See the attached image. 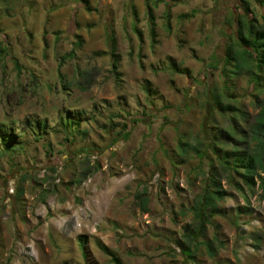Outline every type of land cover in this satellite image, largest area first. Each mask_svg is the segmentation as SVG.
Returning a JSON list of instances; mask_svg holds the SVG:
<instances>
[{"label": "rangeland", "instance_id": "1", "mask_svg": "<svg viewBox=\"0 0 264 264\" xmlns=\"http://www.w3.org/2000/svg\"><path fill=\"white\" fill-rule=\"evenodd\" d=\"M87 1L89 10L76 0H0V123L24 138L23 151L0 152V264H114L98 241L123 264H184L173 240L192 222L183 212L207 165L194 156L181 160L177 137L202 139L208 90L221 92L225 82L222 65L208 63L222 57L240 0ZM260 82V91L248 73L226 82L232 99L223 101L245 113L238 132L248 133L264 100V76ZM66 116L86 133L65 139ZM26 120L45 122L40 140ZM210 125L226 129L228 118L215 111ZM222 184L231 196L219 203L218 228L208 226L206 238L217 234L223 245L215 257L200 246L187 264H264L257 183L243 194ZM143 187L148 212L134 197ZM79 235L88 238L86 257Z\"/></svg>", "mask_w": 264, "mask_h": 264}, {"label": "trees", "instance_id": "2", "mask_svg": "<svg viewBox=\"0 0 264 264\" xmlns=\"http://www.w3.org/2000/svg\"><path fill=\"white\" fill-rule=\"evenodd\" d=\"M82 2L88 8L87 0H76ZM167 4V3H166ZM236 13L231 18L233 27L230 34H226V43L222 57L212 56L208 65L216 68L222 65L221 77L224 79L223 91H217V88L208 90V96L205 101L208 117L202 123L201 133L203 134L201 141L197 139L196 143H191L184 135L179 134L176 142V155L181 159L188 157H196L200 161H206L207 171L201 179L200 191L194 196L192 205L189 206L183 214L190 212L192 214V222L185 224L180 237L173 240V243L179 249L184 258V264L195 262L196 252L200 246L205 248L208 256L215 257L217 247L223 245L222 240L217 234H213L211 238H206L207 228L214 225L213 219L222 215L223 211L219 207V203L231 194L224 188L222 181L243 194L244 188L253 189L257 183L260 189V196L264 199V100L257 103L258 111L253 122L248 128V133L238 132L236 126L238 117L244 118L245 113L233 104L225 103L223 99L228 101L232 99L229 94L228 80L237 78L245 73L250 76V81L255 85L257 90H263L260 79L264 76V0H240ZM258 9L256 11L255 9ZM195 14H184L182 18L191 17ZM164 18L167 26H169L170 7L167 5ZM147 22L150 37V44L156 43L155 18L152 14L151 7L147 8ZM109 42V56L111 58V72L114 78L119 80L118 59L114 55L115 38L114 33L109 30L107 32ZM78 40L74 45L79 47L82 38L76 36ZM68 55V54H67ZM63 59H65V56ZM175 64L173 63V66ZM176 69V67H174ZM148 85L145 90H148ZM259 88V89H258ZM218 111L228 118L229 126L226 129L211 130L210 120L212 113ZM60 122L61 129L66 132L67 137H74L75 133L85 134V130H79V124L73 120ZM31 136L35 141L40 140L45 133V122L39 120H26ZM125 129L128 123H124ZM74 132V133H73ZM129 131L122 133V137L126 138ZM22 134H18L14 127L0 123V152L10 154L24 149ZM50 146V144H48ZM50 169L53 170L52 167ZM147 189L143 187L134 193L136 205L142 212H148V196ZM21 195L22 192L18 191ZM246 212V210L238 209L237 213ZM218 228V226H215ZM78 245L86 257L87 252V236L79 235L77 237ZM99 248L109 255L114 264H123L121 259L108 247L101 242H97Z\"/></svg>", "mask_w": 264, "mask_h": 264}]
</instances>
